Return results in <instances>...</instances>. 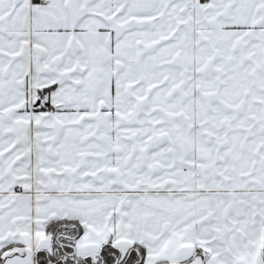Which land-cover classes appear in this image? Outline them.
Wrapping results in <instances>:
<instances>
[{
    "label": "snow or ice",
    "instance_id": "6c2138e0",
    "mask_svg": "<svg viewBox=\"0 0 264 264\" xmlns=\"http://www.w3.org/2000/svg\"><path fill=\"white\" fill-rule=\"evenodd\" d=\"M0 264H264V0H0Z\"/></svg>",
    "mask_w": 264,
    "mask_h": 264
}]
</instances>
